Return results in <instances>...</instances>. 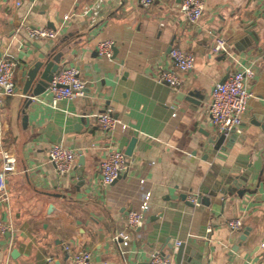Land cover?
Here are the masks:
<instances>
[{
  "label": "crops",
  "instance_id": "crops-1",
  "mask_svg": "<svg viewBox=\"0 0 264 264\" xmlns=\"http://www.w3.org/2000/svg\"><path fill=\"white\" fill-rule=\"evenodd\" d=\"M206 2L199 26L184 18L181 0H154L150 6L139 0H0V49L18 62L16 90L0 116V168L7 158H15L16 166L7 177L10 198L0 205V220L11 225L4 231L10 235L0 231V264H49V255L58 264H73L66 243L91 250L96 264H120L121 255L130 264H149L156 250L174 264H264V0ZM25 24L61 32L32 38ZM217 36L228 40L229 54L213 51ZM105 39L115 42L112 57L98 52ZM174 46L196 55L178 87L159 79L174 65ZM53 50L64 53L60 68L77 66L86 84L80 95L57 106L48 91L33 97L24 128V71ZM244 65L255 68L249 81L254 95L242 131L217 151L210 142L217 132L208 112L211 90ZM109 107L121 120L112 131L97 118ZM133 138L128 167L104 184L107 153L126 152ZM56 142L77 152L70 174L60 175L49 160ZM237 174L247 175L252 192L216 191L209 205L188 200L189 193L205 196L203 191L213 192ZM142 204L145 225L131 230L125 247L116 233ZM232 218H242L243 227L229 228Z\"/></svg>",
  "mask_w": 264,
  "mask_h": 264
},
{
  "label": "built area",
  "instance_id": "built-area-1",
  "mask_svg": "<svg viewBox=\"0 0 264 264\" xmlns=\"http://www.w3.org/2000/svg\"><path fill=\"white\" fill-rule=\"evenodd\" d=\"M143 6H150L154 0H139ZM206 0H181L180 10L184 18L194 25H201V20L206 10ZM27 34L32 38H57L61 30L50 26H31L25 24ZM115 42L112 39H105L99 42L98 52L101 56L112 57L114 54ZM215 53H228L230 44L223 36H217L213 46ZM173 67L163 69L159 79L168 84L178 87L182 83V73L192 70L196 65V55L179 46L171 49ZM17 60L8 55L0 56V116L6 113V99L15 93L16 82L14 71L17 67ZM253 65H244L231 72L224 82L217 83L211 90V102L209 105V116L211 123L216 126L220 133L230 134L241 132L243 129L244 116L249 109L250 99L254 95L249 88V81L255 76ZM86 84L81 76L80 69L71 64L64 65L54 75L46 91L52 95V105L57 106L60 100L75 98L80 95ZM98 122L106 131H112L121 120L113 114V108L97 114ZM77 152L74 148L63 142L51 144L49 148V160L54 164L60 175L70 174L74 170ZM15 158H7V161L0 168V205L10 198L8 174L15 171ZM130 157L120 149L111 150L101 163L102 181L108 185L119 179L123 171L128 167ZM188 200L198 203V194L189 193ZM147 205L142 204L132 209L128 214L127 225L116 233V238H122V244L129 247L131 244V230H138L145 225ZM232 230H239L243 227L242 218H232L227 221ZM11 225L0 220V231L10 229ZM180 243V241H178ZM64 249L70 255L73 264H96L93 252L89 249L73 250L70 244H65ZM47 263L58 264L55 257L47 256ZM149 264H174L173 259L159 250L153 251Z\"/></svg>",
  "mask_w": 264,
  "mask_h": 264
},
{
  "label": "water",
  "instance_id": "water-1",
  "mask_svg": "<svg viewBox=\"0 0 264 264\" xmlns=\"http://www.w3.org/2000/svg\"><path fill=\"white\" fill-rule=\"evenodd\" d=\"M171 49V48H170ZM63 52L62 51H56L53 50L52 52H50L49 54L45 55L43 58L35 61L31 66H29L25 71H24V86L22 88L23 94H24V99L20 108V112H19V116L20 114H22L19 117V123L20 125H22L24 128L28 125V113H26V108L29 107L32 102H33V97L41 95L43 93L46 92L50 82L53 80L54 75L59 71L60 67H61V61H62V57H63ZM2 55V50L0 49V56ZM227 78V77H226ZM225 78V79H226ZM224 79V80H225ZM224 80H222V82H224ZM198 96V95H197ZM201 100V95L198 96ZM191 100L194 103H199L200 100H193L191 98ZM22 121V122H21ZM21 128V127H20ZM21 132H22V128H21ZM237 137V133L236 132H232L230 134H226V133H220V132H216L213 136H211L210 138V142L214 145V149L219 151V150H226V148L228 146H231L232 141ZM26 136L22 133V142H21V148H20V152H22V147L24 144ZM136 143V138H133L130 142V145L126 151V153L128 155L132 154V149L134 147ZM26 168V166H25ZM84 168V159L81 157L78 167H77V172H78V176L81 180V183L84 182L83 179V171ZM27 179L29 184L35 188V186H33L30 177L28 175V173L26 174ZM247 175H233V176H229L227 179H223L222 181L218 182L217 187H213L212 191L207 190V191H203L204 195H200L198 198L199 202H203L207 205H209L211 203L210 197L211 195H215V192L219 191L221 192L223 195H228V194H232L237 192L238 194H244L247 191L252 192V190H249L248 188H246L245 183L247 181ZM225 184L227 185V187H219V184ZM50 194H52L53 196H57L59 197L60 194L59 193H53V192H48ZM52 207V205H51ZM248 232H244L241 234L240 238L242 240H245L247 237ZM10 235V232H4V236H8ZM4 244L1 242L0 246H3ZM237 247H234L233 250H237ZM182 251V246L179 249V255L180 252ZM179 259V256H178ZM149 263V262H148ZM99 264H109L107 262H99ZM120 264H130L129 259L126 258L125 255H121V261Z\"/></svg>",
  "mask_w": 264,
  "mask_h": 264
}]
</instances>
